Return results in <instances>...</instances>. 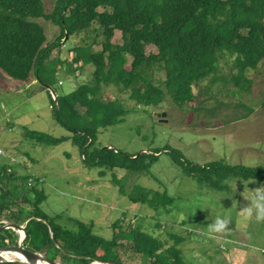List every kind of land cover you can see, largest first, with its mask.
<instances>
[{
    "label": "trees",
    "instance_id": "16d2710c",
    "mask_svg": "<svg viewBox=\"0 0 264 264\" xmlns=\"http://www.w3.org/2000/svg\"><path fill=\"white\" fill-rule=\"evenodd\" d=\"M39 20L59 28L53 43H47ZM116 34H121L122 45L113 44ZM72 38L81 43L70 50L69 69L82 73L94 66L93 75L69 94L56 93V100L48 92L56 120L72 135L54 138L26 129V138L53 146L71 140L87 167L115 173L149 174L161 154H168L186 176L210 188L224 189L231 178L264 185V165L250 168L223 161L199 165L169 146L136 154L96 146L102 131L122 124L133 110L159 107L166 94L179 108L190 104L194 86L201 81L211 85L221 81L250 91L253 80L247 73L264 62V0H56L49 14L43 0H0V71L10 78L25 81L34 73L40 82L49 83L53 73L46 63ZM100 38L102 50L95 52ZM149 47L158 54L148 55ZM228 58H233L232 72L223 75L220 60ZM159 72L165 79L156 83ZM114 88L126 93L124 101ZM2 162L0 226H24L28 250L60 264L181 263V238L155 235L163 227L158 216L165 208V214L173 210L174 200L166 193L142 186L126 193L120 184L121 195L158 216L150 226L117 221L113 238L106 240L93 232L91 223L73 222L69 229L48 218L40 210L46 200L36 189L40 178L28 185L30 178L9 172V164ZM18 241L17 231L0 229V247L17 246Z\"/></svg>",
    "mask_w": 264,
    "mask_h": 264
},
{
    "label": "rangeland",
    "instance_id": "374dc122",
    "mask_svg": "<svg viewBox=\"0 0 264 264\" xmlns=\"http://www.w3.org/2000/svg\"><path fill=\"white\" fill-rule=\"evenodd\" d=\"M55 2L43 0L47 14ZM38 24L45 32L47 43H53L60 35L59 28L50 23L39 20ZM103 41L100 38L95 52L102 50ZM80 43L81 39L72 38L61 54L66 56ZM113 44L122 45L121 34H116ZM147 54L158 51L149 47ZM127 58L130 68L131 58ZM232 61L233 58L220 60L223 75L232 72ZM54 68L55 65L46 66L53 73L48 84L57 94L71 93L79 84L89 81L95 70L94 66L86 67L82 73L70 70V66ZM247 75L253 80L250 91H241L221 81L213 85L209 80L201 81L194 86V101L183 108L177 107L166 94L159 107L133 110L122 124L102 131L96 146L112 147L128 154L169 146L194 164L223 161L230 166L250 168L264 165V62ZM156 77V83L165 79L163 72ZM45 83L36 79L32 89L12 92L10 88L5 92L7 86H0V149L7 156L0 155V162L8 163V171L17 176H27L29 180L40 178L36 189L42 190L46 198L40 207L44 215L69 229L75 226L73 222L91 223L96 235L111 240L115 222L121 221L124 226H150L158 216L149 207L135 205L121 195L120 184L126 193H131L134 186H142L166 193L174 200L173 210L165 214V208L162 216H158L163 227L155 235L164 238L176 234L181 238L180 264H264V222L258 223L239 211L240 204L248 203L240 193L251 198L253 190L262 184L231 178L224 183V189L210 188L186 176L168 154H161L149 174L87 167L71 140L53 146L26 138V129L54 138L72 135L56 120L42 85ZM32 90L37 93L31 94ZM117 96L123 101L127 97L124 92H117ZM128 104L129 108L134 105ZM10 159H15V163ZM232 181H237L234 195H231ZM30 184L34 181H28ZM217 216L230 218L223 233H213L208 228Z\"/></svg>",
    "mask_w": 264,
    "mask_h": 264
},
{
    "label": "clouds",
    "instance_id": "9594fccd",
    "mask_svg": "<svg viewBox=\"0 0 264 264\" xmlns=\"http://www.w3.org/2000/svg\"><path fill=\"white\" fill-rule=\"evenodd\" d=\"M233 190L231 195L236 193L237 181H232ZM254 194L251 198H246L244 192L240 193L244 201L248 203L239 205L241 215L254 218L258 223L264 222V185L253 190ZM237 202V201H236ZM238 204V202H237ZM230 224V218L224 216H217L209 225L208 228L213 233L225 232ZM22 260L23 257H20Z\"/></svg>",
    "mask_w": 264,
    "mask_h": 264
},
{
    "label": "water",
    "instance_id": "95a60500",
    "mask_svg": "<svg viewBox=\"0 0 264 264\" xmlns=\"http://www.w3.org/2000/svg\"><path fill=\"white\" fill-rule=\"evenodd\" d=\"M68 40V39H66ZM46 88H48L50 90L51 95H54V99L56 100L57 94L56 92L53 90V88L50 87V85L45 84ZM109 149H113L112 147H108ZM0 229H4V230H14L17 231L18 235H19V241H18V245L17 246H6V247H0V263H12V264H38V262L44 263V264H60V263H56L53 261H50L48 258H46L44 255L40 254V253H36L33 251L28 250L25 247V238H26V234H25V227H18L15 225H6L4 224L3 226H0ZM2 253H14V254H18L21 257H23V259L21 260H8V259H4L1 254ZM91 264H121V263H117V262H113V261H109V262H100V261H94Z\"/></svg>",
    "mask_w": 264,
    "mask_h": 264
},
{
    "label": "crops",
    "instance_id": "0c3cea01",
    "mask_svg": "<svg viewBox=\"0 0 264 264\" xmlns=\"http://www.w3.org/2000/svg\"><path fill=\"white\" fill-rule=\"evenodd\" d=\"M68 41H64L63 45L56 51L53 53V55L50 56L48 62L46 63L47 65H55L57 69H61L62 66H65V69L69 68L70 64L69 61H72L69 59V57H71V53L69 51V53L66 56H63L62 50L65 49V44ZM57 56V58H56ZM69 65V66H67ZM31 73V76L25 80V81H20V80H15L13 78H10L9 76H7L6 74H4L3 72L0 71V86H4L8 89H4L5 92H7V90H9L10 88V92L17 90V91H21L23 89H32V87L36 84V79L37 76L36 74ZM12 79V80H11ZM44 83V82H43ZM47 85H49L48 83H45ZM44 87V91H47L50 93V90L48 88H46V86L44 84H42ZM37 92L33 91L31 92V94H36ZM51 94V93H50ZM48 98H49V94H48ZM14 147V146H13Z\"/></svg>",
    "mask_w": 264,
    "mask_h": 264
},
{
    "label": "bare ground",
    "instance_id": "6f19581e",
    "mask_svg": "<svg viewBox=\"0 0 264 264\" xmlns=\"http://www.w3.org/2000/svg\"><path fill=\"white\" fill-rule=\"evenodd\" d=\"M1 256L4 259H8V260H20L21 257L20 255L14 253H2ZM38 264H44V263L38 262Z\"/></svg>",
    "mask_w": 264,
    "mask_h": 264
},
{
    "label": "built area",
    "instance_id": "2783aa9c",
    "mask_svg": "<svg viewBox=\"0 0 264 264\" xmlns=\"http://www.w3.org/2000/svg\"><path fill=\"white\" fill-rule=\"evenodd\" d=\"M51 96H53V98L55 97L54 95H51ZM0 155H1V156H5V152H4L3 150H1V149H0ZM6 157H7V156H5V158H6ZM10 160H11L12 163H15V159H10ZM29 181L32 182V181H34V180L31 179V180H29Z\"/></svg>",
    "mask_w": 264,
    "mask_h": 264
}]
</instances>
